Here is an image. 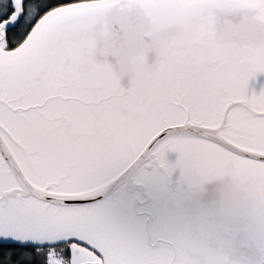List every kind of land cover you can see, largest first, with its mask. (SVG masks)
I'll return each mask as SVG.
<instances>
[{
  "label": "snow or ice",
  "instance_id": "6c2138e0",
  "mask_svg": "<svg viewBox=\"0 0 264 264\" xmlns=\"http://www.w3.org/2000/svg\"><path fill=\"white\" fill-rule=\"evenodd\" d=\"M0 264H264V0H0Z\"/></svg>",
  "mask_w": 264,
  "mask_h": 264
}]
</instances>
